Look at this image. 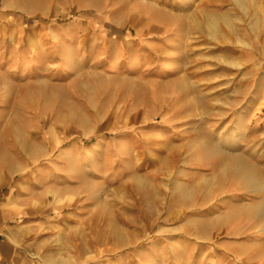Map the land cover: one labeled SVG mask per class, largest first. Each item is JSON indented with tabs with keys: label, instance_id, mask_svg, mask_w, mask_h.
<instances>
[{
	"label": "rangeland",
	"instance_id": "rangeland-1",
	"mask_svg": "<svg viewBox=\"0 0 264 264\" xmlns=\"http://www.w3.org/2000/svg\"><path fill=\"white\" fill-rule=\"evenodd\" d=\"M3 14L18 79L0 70V155L55 188L18 216L44 230L29 256L264 264V0H0Z\"/></svg>",
	"mask_w": 264,
	"mask_h": 264
},
{
	"label": "crops",
	"instance_id": "crops-1",
	"mask_svg": "<svg viewBox=\"0 0 264 264\" xmlns=\"http://www.w3.org/2000/svg\"><path fill=\"white\" fill-rule=\"evenodd\" d=\"M0 17L3 24L10 23L8 15L3 14ZM6 28L7 32L0 31V56L7 53L6 36L12 28ZM17 32L18 28H14L10 35V38L14 41L18 39ZM2 59L0 58V63H5ZM4 67V64H0V70L8 72L10 78L16 81L18 79L16 75ZM6 81V78L0 79V103L2 98L8 96V90L6 89L8 83ZM0 141L1 149L7 151L4 131L0 132ZM13 175L11 167L0 155V264H45L44 261L37 260L38 256L33 258L28 254L29 250L37 251L33 243L37 245L39 238L44 239V230L37 228L34 224L36 222L29 217L27 220L23 219L18 222V216L25 208L24 206H33L34 199L44 200L47 193L46 191L42 194L36 192L39 190L27 182L18 181V177ZM18 183H22L19 186L22 189L18 188ZM19 242L21 243L19 244Z\"/></svg>",
	"mask_w": 264,
	"mask_h": 264
},
{
	"label": "bare ground",
	"instance_id": "bare-ground-1",
	"mask_svg": "<svg viewBox=\"0 0 264 264\" xmlns=\"http://www.w3.org/2000/svg\"><path fill=\"white\" fill-rule=\"evenodd\" d=\"M229 170H234V171H236V172H242V171H245V169H244V167L241 165V163L239 162V164H235V165H232V166H230L229 164L226 166V167H224L223 168V170L221 171L222 172V174H225V173H227ZM251 174V173H250ZM93 187H94V185H93ZM92 187V188H93ZM46 193L47 194H49V193H55L54 191H55V188H53V187H49V186H47L46 187ZM68 199H70V198H68ZM57 202H61V199L59 198V199H57ZM62 262V264H64L65 263V260L64 259H60L59 260V263H61ZM55 263V262H54ZM47 264H49L48 262H47Z\"/></svg>",
	"mask_w": 264,
	"mask_h": 264
}]
</instances>
